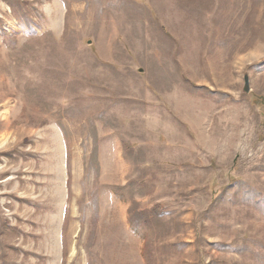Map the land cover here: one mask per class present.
Returning a JSON list of instances; mask_svg holds the SVG:
<instances>
[{
    "label": "rangeland",
    "instance_id": "rangeland-1",
    "mask_svg": "<svg viewBox=\"0 0 264 264\" xmlns=\"http://www.w3.org/2000/svg\"><path fill=\"white\" fill-rule=\"evenodd\" d=\"M0 264H264V0H0Z\"/></svg>",
    "mask_w": 264,
    "mask_h": 264
},
{
    "label": "water",
    "instance_id": "water-1",
    "mask_svg": "<svg viewBox=\"0 0 264 264\" xmlns=\"http://www.w3.org/2000/svg\"><path fill=\"white\" fill-rule=\"evenodd\" d=\"M91 44V42H89ZM250 91V83H249V77H245V92L249 93Z\"/></svg>",
    "mask_w": 264,
    "mask_h": 264
},
{
    "label": "bare ground",
    "instance_id": "bare-ground-1",
    "mask_svg": "<svg viewBox=\"0 0 264 264\" xmlns=\"http://www.w3.org/2000/svg\"><path fill=\"white\" fill-rule=\"evenodd\" d=\"M86 1V0H85ZM55 3V2H54ZM55 5V4H54ZM80 20V19H79ZM59 31V30H58ZM61 31V30H60ZM67 50V49H66Z\"/></svg>",
    "mask_w": 264,
    "mask_h": 264
}]
</instances>
